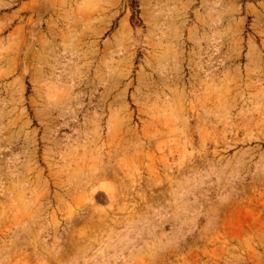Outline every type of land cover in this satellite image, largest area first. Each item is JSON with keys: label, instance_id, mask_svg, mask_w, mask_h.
Wrapping results in <instances>:
<instances>
[{"label": "rangeland", "instance_id": "1", "mask_svg": "<svg viewBox=\"0 0 264 264\" xmlns=\"http://www.w3.org/2000/svg\"><path fill=\"white\" fill-rule=\"evenodd\" d=\"M0 264H264V0H0Z\"/></svg>", "mask_w": 264, "mask_h": 264}]
</instances>
